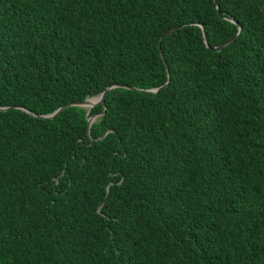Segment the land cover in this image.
<instances>
[{"label":"trees","instance_id":"16d2710c","mask_svg":"<svg viewBox=\"0 0 264 264\" xmlns=\"http://www.w3.org/2000/svg\"><path fill=\"white\" fill-rule=\"evenodd\" d=\"M0 264H264V0H0Z\"/></svg>","mask_w":264,"mask_h":264},{"label":"water","instance_id":"95a60500","mask_svg":"<svg viewBox=\"0 0 264 264\" xmlns=\"http://www.w3.org/2000/svg\"><path fill=\"white\" fill-rule=\"evenodd\" d=\"M202 29L204 30V27L201 26ZM239 29H241V26L239 25ZM203 36L206 40V33L203 31ZM225 43H222L220 45H216L214 46L213 48L214 49H220L223 45H225ZM170 74L168 72V78H169ZM114 86H122V87H127V88H134L132 86H127V85H124V84H114V85H111V86H108L104 91H102L98 96H93V97H89V98H86L84 100H81V101H77V102H73V103H69L67 105H71V104H76V105H81V106H89V107H92L93 105L97 104V103H103L104 102V97H105V93H106V90L111 88V87H114ZM149 91H156V89H149ZM96 97V100L91 102V99ZM66 105V106H67ZM66 106H62V107H59L58 109H56L53 113H50L48 115H45L44 117H52L54 116L55 114H57L61 109H63L64 107ZM104 112V110L102 111V113ZM94 119V116H91L89 117V122H92Z\"/></svg>","mask_w":264,"mask_h":264},{"label":"bare ground","instance_id":"6f19581e","mask_svg":"<svg viewBox=\"0 0 264 264\" xmlns=\"http://www.w3.org/2000/svg\"><path fill=\"white\" fill-rule=\"evenodd\" d=\"M95 100H96V97L92 98V99H91V102H93V101H95Z\"/></svg>","mask_w":264,"mask_h":264}]
</instances>
